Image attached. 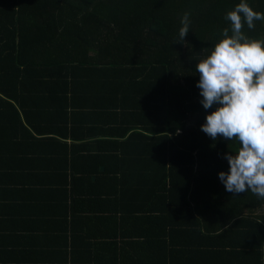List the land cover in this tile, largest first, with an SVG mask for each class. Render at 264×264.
Returning <instances> with one entry per match:
<instances>
[{
  "label": "trees",
  "instance_id": "1",
  "mask_svg": "<svg viewBox=\"0 0 264 264\" xmlns=\"http://www.w3.org/2000/svg\"><path fill=\"white\" fill-rule=\"evenodd\" d=\"M239 2L0 0V193L50 209L0 214V264H264V200L219 179L239 144L201 130L195 71Z\"/></svg>",
  "mask_w": 264,
  "mask_h": 264
},
{
  "label": "clouds",
  "instance_id": "2",
  "mask_svg": "<svg viewBox=\"0 0 264 264\" xmlns=\"http://www.w3.org/2000/svg\"><path fill=\"white\" fill-rule=\"evenodd\" d=\"M230 28L208 53L201 52L195 71L197 87L207 113L201 130L213 141L223 137L237 141L239 147L226 153L227 172L219 179L228 192L251 191L264 200V37H251L244 31L264 21V12L254 10L246 0L229 10L225 17ZM190 13L181 18L179 39L184 43L190 30ZM261 219L257 223H260Z\"/></svg>",
  "mask_w": 264,
  "mask_h": 264
},
{
  "label": "crops",
  "instance_id": "3",
  "mask_svg": "<svg viewBox=\"0 0 264 264\" xmlns=\"http://www.w3.org/2000/svg\"><path fill=\"white\" fill-rule=\"evenodd\" d=\"M28 180L29 182H31L32 180H36V179L28 178ZM41 180H47V179H41ZM38 189H43V188L40 185L36 187L28 186V190H26V196L22 195L23 193L22 194L20 193L22 190H12L9 193V195L12 194L14 196V201H10V205H12V208H9V206L7 208V205H9L8 197H6L5 195H1L0 193V214L7 213V215L10 217V220H13V219H17L19 217V214L22 213V215L27 216V219H30L32 221H34V218H31L33 215L36 216L47 215L46 212L50 211V209L42 207V203L37 201L38 199L41 198L40 193H38ZM20 201L27 202V204L24 205ZM33 226L36 228V222H34ZM1 239L5 240V238H1ZM38 240H39L38 237L31 238L27 241V245H36L38 244ZM7 251L12 252L13 250L9 249ZM9 257L11 260L17 261V262L13 261L14 264H36L38 261H40L39 258L43 257V253H39L33 250L32 248H30V246H27V248H25L22 253L11 254Z\"/></svg>",
  "mask_w": 264,
  "mask_h": 264
}]
</instances>
